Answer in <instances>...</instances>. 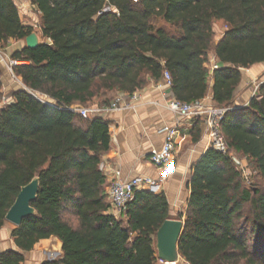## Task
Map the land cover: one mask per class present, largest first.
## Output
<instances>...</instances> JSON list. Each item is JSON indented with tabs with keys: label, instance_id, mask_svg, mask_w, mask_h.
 I'll list each match as a JSON object with an SVG mask.
<instances>
[{
	"label": "trees",
	"instance_id": "16d2710c",
	"mask_svg": "<svg viewBox=\"0 0 264 264\" xmlns=\"http://www.w3.org/2000/svg\"><path fill=\"white\" fill-rule=\"evenodd\" d=\"M39 14L40 46L15 50L12 71L23 85L0 107V228L20 188L39 178L35 216L14 227L16 247L61 243V258L42 264H156V231L169 217L163 192L135 191L120 218L107 213L101 157L109 123L69 109L114 93L131 95L171 77L179 102L208 94L226 109L219 132L228 152L208 147L191 165L178 256L185 264H264V82L245 107H233L242 70L264 64V0H28ZM156 22L160 23L156 25ZM224 24L220 38L213 30ZM34 32L13 0H0V46ZM213 55L221 65L211 74ZM30 92L54 102L51 106ZM191 142L201 140L197 120ZM253 167L254 184L230 154ZM178 259V261H179ZM15 251L0 264H23Z\"/></svg>",
	"mask_w": 264,
	"mask_h": 264
},
{
	"label": "crops",
	"instance_id": "0c3cea01",
	"mask_svg": "<svg viewBox=\"0 0 264 264\" xmlns=\"http://www.w3.org/2000/svg\"><path fill=\"white\" fill-rule=\"evenodd\" d=\"M224 29L225 26L221 22H216L213 25V30L218 38L221 37ZM14 42L19 46H15L11 50V44ZM23 47L25 44L21 41L13 40H10L8 46L3 49L0 46V62L1 56L7 55L10 58L15 50ZM211 62H216L221 66L215 57L210 55L206 64L208 70ZM211 74L210 72L208 77L210 87L213 83ZM263 82L264 64H257L242 70L241 82L233 94V107L247 106L253 92ZM7 85L8 83L3 84L2 89H5L4 87ZM137 93L138 99L132 103L130 108L108 111L101 115V118L109 123L110 148L102 155L100 168L104 175L108 172L105 175L106 184L107 179H109L106 176L110 177L113 171H119L122 179L142 177L162 180L161 192L165 194L169 204V217L178 220V218L171 216L183 213L186 208L188 197L186 184L190 176V167L209 147L205 125L203 119L182 122L183 129L180 132L172 168H155L149 162V152L151 149L160 148L163 143V135L159 134L158 130L164 126H173L178 119L166 108V101L170 99L171 91L163 85L161 80L158 82L150 80ZM118 94L121 93H114L113 95ZM211 99V94L205 98L209 105H214ZM89 106H99V99H94ZM197 120L200 122L201 140L193 144L190 133ZM181 220L183 221V219ZM13 229L14 227L6 222L0 228V254L6 251L18 252L24 257L23 264H42L43 262L54 261L52 258L54 253L62 254L61 243L54 237L40 240L29 252L20 251L12 237Z\"/></svg>",
	"mask_w": 264,
	"mask_h": 264
},
{
	"label": "built area",
	"instance_id": "2783aa9c",
	"mask_svg": "<svg viewBox=\"0 0 264 264\" xmlns=\"http://www.w3.org/2000/svg\"><path fill=\"white\" fill-rule=\"evenodd\" d=\"M13 64H16V62H13ZM219 67L220 66L216 62H211L209 65V72L212 73ZM161 81L165 87L170 89L171 77L168 72L165 71L163 73ZM255 91L253 92V95ZM169 98L170 99L166 101V108L178 119V121L173 126H164L158 130V133L163 135L164 140L160 148L151 149L149 152V162L152 166L158 169L172 168V163L177 152L180 132L183 129L182 122L187 120L203 119L209 147L224 154L228 152V147L219 132V123L226 112V109L215 105H209L205 99L197 100L192 103H184L174 99L172 94L169 95ZM137 99L138 93L136 91L131 95H116L108 106H73L69 110L84 119H89L92 117H101L103 113L108 111L130 108L132 103ZM44 102L54 106L52 100H50V102ZM7 103L8 102L4 103L3 106ZM230 157L236 171L240 173L242 179L248 185L250 183V178L246 166H244L243 162L232 153L230 154ZM107 174L108 172L105 173V175ZM106 177L109 178L107 179L106 185V195L109 206L107 213L117 219L125 212L126 205L132 200L135 191L143 190L152 193L161 192L162 180H153L151 178L142 177L122 179L119 171H113L111 172L110 177ZM172 264H177V262Z\"/></svg>",
	"mask_w": 264,
	"mask_h": 264
},
{
	"label": "water",
	"instance_id": "95a60500",
	"mask_svg": "<svg viewBox=\"0 0 264 264\" xmlns=\"http://www.w3.org/2000/svg\"><path fill=\"white\" fill-rule=\"evenodd\" d=\"M25 48L36 49L40 46L38 35L33 32L24 39ZM39 191V178L35 176L27 185L20 188L13 204L6 212L4 221L13 227H19L22 221L35 216L36 210L31 206L37 198ZM183 229V221L167 219L156 231L155 250L157 260L164 264L178 262V242Z\"/></svg>",
	"mask_w": 264,
	"mask_h": 264
},
{
	"label": "rangeland",
	"instance_id": "374dc122",
	"mask_svg": "<svg viewBox=\"0 0 264 264\" xmlns=\"http://www.w3.org/2000/svg\"><path fill=\"white\" fill-rule=\"evenodd\" d=\"M13 1L19 11L23 24L32 27L34 32L38 35L39 40H40L39 30H38L39 29L38 28L39 27V14L37 13L35 7L28 0H13ZM159 24L160 23L156 22V25H159ZM15 43L16 42L11 44L12 45L11 50H13L15 46H19V45H16ZM21 43L25 44L24 40H22ZM7 46L8 44L3 47L1 46V48L3 49ZM1 57H2V60L0 62V71H1L0 72V107H2L4 103L10 101V94L12 91L23 88V85L21 84L19 79L14 75L12 71V67L14 65L13 61H11L9 56L7 57V55L1 56ZM6 83H8V85L4 87L5 89H2L3 84H6ZM30 93L36 98H38L39 100L50 102L48 98H46L45 96L41 94H38L35 92H30ZM232 154L237 156L243 162V165L246 166V169L248 170L247 173L249 174V178H250L249 179L250 183L254 184L256 180L255 172L253 171V167L250 164V162L237 154H234V153ZM183 213H177L171 217L178 218V215L183 214ZM52 258H54V260H58L59 258H61V255L58 253H54V256ZM156 264H162V263L157 260ZM177 264H185V263H183L179 259Z\"/></svg>",
	"mask_w": 264,
	"mask_h": 264
}]
</instances>
